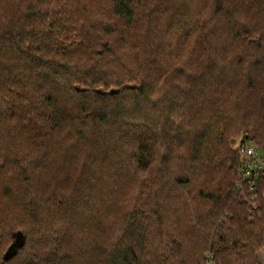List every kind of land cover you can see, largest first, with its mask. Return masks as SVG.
<instances>
[{
  "label": "trees",
  "instance_id": "obj_1",
  "mask_svg": "<svg viewBox=\"0 0 264 264\" xmlns=\"http://www.w3.org/2000/svg\"><path fill=\"white\" fill-rule=\"evenodd\" d=\"M264 0H0V264H260Z\"/></svg>",
  "mask_w": 264,
  "mask_h": 264
},
{
  "label": "built area",
  "instance_id": "obj_2",
  "mask_svg": "<svg viewBox=\"0 0 264 264\" xmlns=\"http://www.w3.org/2000/svg\"><path fill=\"white\" fill-rule=\"evenodd\" d=\"M235 151L241 156L236 171L237 194L243 202H248L251 208L256 209L258 201H264V146H260L250 139L244 142L240 140L235 146Z\"/></svg>",
  "mask_w": 264,
  "mask_h": 264
},
{
  "label": "rangeland",
  "instance_id": "obj_3",
  "mask_svg": "<svg viewBox=\"0 0 264 264\" xmlns=\"http://www.w3.org/2000/svg\"><path fill=\"white\" fill-rule=\"evenodd\" d=\"M243 135H246L248 136L247 134L245 133H239L237 136H234L231 141H230V148L231 150L235 151V146L237 145L238 141L242 140L243 138ZM250 138V137H249ZM247 138V140L249 139ZM251 143V142H250ZM240 160H241V156H240ZM239 163V162H238ZM238 165V164H237ZM238 168V166H237ZM237 168H236V171H237ZM1 229V228H0ZM2 231V230H1ZM257 258L260 262V264H264V249H261L257 252Z\"/></svg>",
  "mask_w": 264,
  "mask_h": 264
},
{
  "label": "water",
  "instance_id": "obj_4",
  "mask_svg": "<svg viewBox=\"0 0 264 264\" xmlns=\"http://www.w3.org/2000/svg\"><path fill=\"white\" fill-rule=\"evenodd\" d=\"M247 138H248V136H246V135H243L242 141H243V142H244V141H246V140H247Z\"/></svg>",
  "mask_w": 264,
  "mask_h": 264
}]
</instances>
